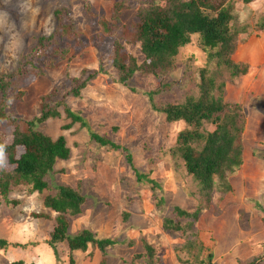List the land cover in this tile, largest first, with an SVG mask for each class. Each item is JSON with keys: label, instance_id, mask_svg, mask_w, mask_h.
<instances>
[{"label": "rangeland", "instance_id": "obj_1", "mask_svg": "<svg viewBox=\"0 0 264 264\" xmlns=\"http://www.w3.org/2000/svg\"><path fill=\"white\" fill-rule=\"evenodd\" d=\"M92 1L93 8L87 11L84 0H0V72L4 75L16 74L39 38L55 32L57 10L67 9L82 32L75 41L76 48L56 70L40 66L43 72L48 71L50 79L27 77L20 82L25 96L22 101H14L11 111L20 119L31 120L40 114L42 98L58 88L63 89L66 104L80 118L74 122L61 109L60 119L37 127L55 141L65 137L71 150L70 160L57 161L47 181L54 190L68 187L85 199L82 214L70 218L73 235L89 229L98 238L116 241L117 245L107 251L109 264H146L135 259L146 252V243L153 247L160 264H192L185 262L193 260L195 250L190 255L181 250L188 239L163 227L165 218L180 220L184 227L192 223L176 218L175 207L191 213L199 207L198 200L189 193L184 168L175 166L171 153L186 125L169 123L164 115L156 113L150 95L169 82L175 83L172 88L154 96L155 108L198 95V71L205 66L207 54L184 49L179 69L163 83L154 78L133 79L130 87L136 93L114 85L111 79L116 72L108 62L115 42L127 38L122 29L107 37L100 26L93 24L92 16L96 21L106 17L114 3ZM234 1L241 24H250L252 34L250 38L242 36L244 41L233 60L249 66V72L227 83L224 100L229 105H239L247 120L242 139L245 165L231 180L233 192L215 193L217 200L202 212L188 235L189 241L202 242L204 259L210 253L214 255V264H264V33L255 29L264 17V0H253L249 5ZM135 17L136 11L131 10L121 21L130 27ZM194 44L199 46V40L195 39ZM61 45L65 47V41ZM124 49L141 62L139 45ZM85 71L100 72L81 97L71 96L73 79ZM14 131L11 127L3 131L5 144L12 142ZM94 136L118 148L102 147ZM13 168L7 166L8 170ZM139 175L144 176L143 181ZM55 194L32 193L30 188L21 187L9 197L18 204L9 205L0 196V239L9 243L7 250L0 251V264H70L67 244L58 247V255L46 244L57 214L45 208L44 199ZM45 214L53 220L40 218ZM91 252H76L74 260L77 264L101 261L99 252L94 256Z\"/></svg>", "mask_w": 264, "mask_h": 264}, {"label": "trees", "instance_id": "obj_2", "mask_svg": "<svg viewBox=\"0 0 264 264\" xmlns=\"http://www.w3.org/2000/svg\"><path fill=\"white\" fill-rule=\"evenodd\" d=\"M252 1L242 0V3L249 5ZM107 2L114 3L109 8L107 16L100 20L97 18L96 21L93 15V24L100 26L107 37H113L117 30L122 29L127 38L126 41L115 42L112 60L108 62L116 72L112 74L115 78L110 74L112 84L136 93V90L130 87L133 79L154 78L163 83L179 69L178 60L184 49L189 48L192 53H196L194 51L197 50L207 54L205 66L198 71V95L188 96L182 103L155 108L154 96L172 88L175 83L169 82L151 93L150 102L155 112L164 115L167 122L186 125L176 137L171 153L175 166L183 167L189 179V193L199 202V207L193 213L179 207L174 209L173 214L176 218L189 220L191 224L184 227L180 220L177 222L175 218H165L163 227L168 232L182 233L188 239L181 249L183 253L190 255L195 250L193 260L185 263L214 264V255L210 253L208 258L204 259L206 249L202 242L199 239L189 241L188 233L202 212L209 209L217 200L214 197L215 193L229 195L233 192L231 180L238 176L244 165L242 139L247 120L241 113L239 105H229L225 103L224 98L227 83H233L249 72V66L239 64L233 58L244 41L242 36L250 38L251 25L241 24L243 20L234 0ZM132 3H135L134 7H131ZM92 4V0H84L87 11L93 8ZM131 10L136 11V17L135 22L128 27L129 25L121 21V17ZM55 18L57 20L55 32L49 37L39 38L37 46L23 59L16 74L8 76L0 72V196L5 204L9 205L18 204L9 200V197L15 189L21 187L30 188L32 193L56 192L55 195L44 199L45 208L57 214L53 217L55 226L46 244L56 255L58 247L67 244L70 264H77L74 260L76 252L88 253L90 250L92 251L90 255L94 256L96 252L102 255L100 264H109L107 251L117 245L116 241L98 238L89 229H84L76 235L71 233L70 218H77L82 214L84 197L76 190L64 186L54 190L47 181L49 174L54 172L57 161L70 160L71 150L65 137L62 136L55 141L37 127L38 124H44L49 120L60 119L61 109L67 114L68 119L74 122L80 120L66 104L67 95L62 92L63 89L55 88L50 95L42 98L40 114L31 120L20 119L11 111L14 101H22L25 96L20 82L27 77L50 79L48 71L43 72L40 66L45 65V68L56 70L59 63L66 60L76 48L75 41L79 40L82 32L77 29L69 11L57 10ZM255 29L261 34L264 33V17L256 23ZM195 39L199 40V46H195ZM62 41H65V47H62ZM130 45H139L140 63L136 57L125 53L124 47ZM99 72L85 71L80 78H74L71 84L73 90L69 94L81 97L82 91L91 80L98 77ZM10 127L15 130L12 142L5 144L3 131ZM94 140L102 147L118 148L107 139L94 136ZM7 166L14 168L8 170ZM139 177L143 181L144 176ZM40 218L53 220L49 214L40 215ZM8 246L7 240L0 239V251L7 250ZM144 247L146 252L136 255V261L160 264L161 261L156 257L153 247L148 243Z\"/></svg>", "mask_w": 264, "mask_h": 264}, {"label": "crops", "instance_id": "obj_3", "mask_svg": "<svg viewBox=\"0 0 264 264\" xmlns=\"http://www.w3.org/2000/svg\"><path fill=\"white\" fill-rule=\"evenodd\" d=\"M134 17V16H133ZM244 160H245V158H244ZM244 165H245V162H244ZM234 178H236V177H234ZM234 178H232V179H234ZM230 196H232V195H230ZM83 264H85V263H83ZM92 264H100V260L98 261V260H94L93 262H92Z\"/></svg>", "mask_w": 264, "mask_h": 264}]
</instances>
